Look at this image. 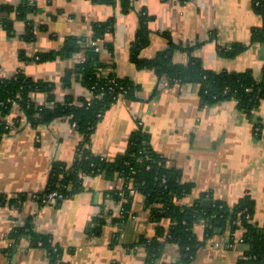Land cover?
<instances>
[{
  "label": "crops",
  "instance_id": "1",
  "mask_svg": "<svg viewBox=\"0 0 264 264\" xmlns=\"http://www.w3.org/2000/svg\"><path fill=\"white\" fill-rule=\"evenodd\" d=\"M24 1L35 8L28 20L0 13L1 77L22 71L50 82L58 102L67 97L90 98L93 92L77 78L79 73L73 74L69 85L63 78L86 61V46L96 41L92 40L94 24H111L96 41L99 50H94L102 62L113 66L103 68V74L128 78L135 83L136 93L105 109L90 136L91 152L114 160L126 155L133 135L143 131L155 151L181 170L182 182L193 185L183 204L199 201L208 208L206 200L211 204L220 200L232 206L247 195L255 200L254 220L264 225V98L250 112L241 109L236 98L210 103L200 94L199 85L171 82L155 69L139 68L131 55L145 11L151 17L150 42L142 57H155L174 44L176 63H187L194 56L207 70L252 71L261 77L264 41L254 40V33L264 26V17L253 0H131L128 10L121 0H0V5L18 6ZM6 16L13 20L11 32L1 20ZM27 34L34 38L25 40ZM69 40L78 47L70 46L71 52L63 57L57 55ZM106 43H112L113 50ZM223 48L234 52L225 54ZM40 54L51 57L37 59ZM32 96L37 103L47 100L43 91ZM18 111L11 121L20 115ZM70 118L61 116L35 126L25 118L0 139V194H28L16 206L0 204V264H53L48 250L30 235L12 238L13 232L28 225L50 237L59 252L55 264H147L149 248L141 239L154 238L158 223L151 220L140 193L133 194L132 214L123 216L116 195L124 181L117 174L85 176L83 189L58 205L32 198L46 190L56 162L73 165L76 161L83 135ZM195 231L201 239L207 237L205 220ZM216 232L189 264H237L245 256L249 244L239 238L232 242L230 230ZM180 261V246L166 243L154 263Z\"/></svg>",
  "mask_w": 264,
  "mask_h": 264
},
{
  "label": "trees",
  "instance_id": "2",
  "mask_svg": "<svg viewBox=\"0 0 264 264\" xmlns=\"http://www.w3.org/2000/svg\"><path fill=\"white\" fill-rule=\"evenodd\" d=\"M121 3L126 10L131 6V0H121ZM253 4L264 17V0H253ZM33 11L35 8L27 1L18 6L0 5V13L4 12L8 15L15 13L18 20H28ZM150 18L147 12L142 11L139 28L131 45L132 61L139 68L155 69L158 76H167L171 82L197 84L202 97L210 103L225 98H236L240 108L246 112H250L252 107L264 98V71L261 77H256L252 71H211L204 68L200 58L194 56L190 57L187 63H176L172 57V52L176 48L174 44L169 50L159 52L155 57H142V50L150 42L148 27ZM1 20L3 26L11 32L13 30L11 17L6 16ZM110 25L95 23L92 40L97 41L104 37L110 30ZM32 38H34L33 34L24 36L25 40ZM254 40L264 41V26L254 33ZM106 45L110 51L113 50L112 43H106ZM70 46L74 50L77 44L69 40L57 55L63 57L69 54ZM86 49L88 52L86 61L77 68L68 70L63 82L69 85L73 80V74L79 73L77 78L93 92L90 98L83 97L79 101H74L71 97H67L64 102H58L55 100L54 84L50 82L34 79L22 71L11 78L0 76V139L14 129L8 124V120L15 111V107H18L21 112L14 119L15 126L21 124L23 117L35 126L61 116H68L83 135L75 163L68 165L65 162H56L52 167L46 190L35 193L39 196L38 200L53 190L62 192L65 199L71 197L83 189L85 175L117 174L124 181L123 187L116 195L122 202L123 216L128 217L132 214L133 194L130 189L134 188L135 194L140 193L144 196V207L150 212L151 220L158 223L154 238L141 239V242L149 248L151 258L147 264H155L154 260L162 254L166 243H176L180 246L181 261L178 264H189L195 258L197 251L206 246V239L218 232L216 229L230 230L231 234L241 233L243 242L250 245L245 256L237 264H264V225H258L254 220L255 200L250 196H243L232 206L220 200H214L208 208L203 207L199 201L192 205L183 204L182 200L191 193L193 185L182 182L181 170L171 167L166 157L155 151L149 142L148 135L143 131L133 135L128 153L114 160L96 156L91 152L90 136L105 109L116 101L114 95L126 89L125 97H133L136 86L133 81L117 77L114 72L104 75L103 68L113 66L100 60V54L94 50L95 46H86ZM222 50L225 54L234 52L231 48ZM187 51H191V48ZM21 54L22 59L27 60L25 53ZM51 54L55 56L54 53ZM37 57L38 59L50 58L51 55L40 54ZM112 80H115V91L109 89ZM38 91L47 93L45 103H37L33 99V93ZM27 197L28 194L25 193L13 197L0 194V204L9 202L12 206H16ZM165 219H169L170 223L164 224ZM203 220L206 223L207 237L201 239L195 227ZM25 234L30 235L34 243H40L46 248L54 260L53 264L56 263L59 252L55 250L56 246H53L50 237L35 233L33 226L28 225L13 232L12 238L18 240ZM230 238L232 242L235 241L232 235Z\"/></svg>",
  "mask_w": 264,
  "mask_h": 264
},
{
  "label": "built area",
  "instance_id": "3",
  "mask_svg": "<svg viewBox=\"0 0 264 264\" xmlns=\"http://www.w3.org/2000/svg\"><path fill=\"white\" fill-rule=\"evenodd\" d=\"M91 46H95V48H96L97 50H99L96 41H95V42H94V41L91 42ZM37 59H38V57H37ZM14 76H15V75H14ZM114 84H115V80H112L111 84H109V89H110L111 91H115V86H114ZM125 92H127L126 89H124L122 92L117 93V95H114V99L117 100V99H119V98H121V97H124V96H125V95H124ZM99 97H101V95H100ZM15 108H18V107H15ZM18 112H19V114H21L20 111H18ZM12 114H13V113H12ZM12 114H11V116L9 117L8 124H9L11 127H14V126H15V122H14V121H11ZM23 120H25L24 117H23L22 121H23ZM72 125H73L74 128H76V124H75V123H72ZM85 176H87V175H85ZM130 192H131L132 194H134V193L136 192V190H135L134 188H131V189H130ZM38 197H39V196H37L36 194H32V198H33V199L38 200ZM64 199H65V196H64V194H63L62 192H60L59 190H53V191H50V192L46 193V194H45L44 196H42L41 199H39L38 201H40L42 204L58 205L59 201L64 200ZM231 235H232L233 237H235V238H239L240 241H243L242 238H240V237L238 236V233H237V232H233ZM60 264H61V263H60Z\"/></svg>",
  "mask_w": 264,
  "mask_h": 264
},
{
  "label": "water",
  "instance_id": "4",
  "mask_svg": "<svg viewBox=\"0 0 264 264\" xmlns=\"http://www.w3.org/2000/svg\"><path fill=\"white\" fill-rule=\"evenodd\" d=\"M208 205H211V201L210 200H206Z\"/></svg>",
  "mask_w": 264,
  "mask_h": 264
}]
</instances>
